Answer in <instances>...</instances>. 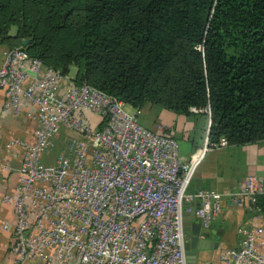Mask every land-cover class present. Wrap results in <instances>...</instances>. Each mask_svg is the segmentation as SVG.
I'll return each mask as SVG.
<instances>
[{"label": "built area", "instance_id": "obj_1", "mask_svg": "<svg viewBox=\"0 0 264 264\" xmlns=\"http://www.w3.org/2000/svg\"><path fill=\"white\" fill-rule=\"evenodd\" d=\"M71 76L20 45L0 50L1 110L18 114L28 103L33 110L24 114L37 122L30 140L10 134L0 148V171L20 156L15 185L1 196L14 215L1 223L12 235L9 264H187L183 200L199 198L193 213L207 227L221 193L187 194L186 187L204 151L227 145L226 138L209 141L206 129L201 147L181 159L169 130L144 126L137 107ZM56 137L60 150L44 160ZM258 193L263 178L249 173L229 200L250 206ZM237 232L221 263L264 264V224Z\"/></svg>", "mask_w": 264, "mask_h": 264}, {"label": "trees", "instance_id": "obj_2", "mask_svg": "<svg viewBox=\"0 0 264 264\" xmlns=\"http://www.w3.org/2000/svg\"><path fill=\"white\" fill-rule=\"evenodd\" d=\"M0 43L139 111L205 108L209 141L264 139V0H0Z\"/></svg>", "mask_w": 264, "mask_h": 264}, {"label": "crops", "instance_id": "obj_3", "mask_svg": "<svg viewBox=\"0 0 264 264\" xmlns=\"http://www.w3.org/2000/svg\"><path fill=\"white\" fill-rule=\"evenodd\" d=\"M5 46L0 43V50ZM2 99L3 91L0 88V148L10 134L30 140L32 128L37 125V122L26 116L24 111L33 110V107L24 103L23 111L18 114L5 112L1 110ZM138 120L150 129H156L160 124L169 130L177 139L179 157L187 159L192 152L201 147L204 141L208 115L205 112L193 110L189 115H185L157 104H149L140 109ZM43 156L48 161L54 158V155L48 156V153ZM8 159L11 168L8 171H0V196L12 191L17 178L16 167L20 156ZM249 173L261 176L264 181V139L242 144L228 143L222 147L207 149L202 154L186 187V193L194 194L198 189L213 188L221 193V209L207 226L210 235L213 238L217 237L218 242L216 246L198 249L194 264H222L219 254L223 248L236 245L239 237L238 226L264 224V209L254 205H232L229 200V194L240 188L244 177ZM191 200L184 199L183 205L188 207ZM6 204H3L7 207L6 209L0 207V264L11 262L9 252L12 240L11 230L3 229L1 223L4 220L12 222L14 215L11 205ZM183 221L188 228L184 234L201 226L196 216L186 215Z\"/></svg>", "mask_w": 264, "mask_h": 264}, {"label": "water", "instance_id": "obj_4", "mask_svg": "<svg viewBox=\"0 0 264 264\" xmlns=\"http://www.w3.org/2000/svg\"><path fill=\"white\" fill-rule=\"evenodd\" d=\"M27 42V39L24 38L21 40V44L24 45ZM209 113H208V123H207V132H208V126H209ZM199 201L198 197H195L191 204L189 205L188 210L183 211L182 216V229L183 231H188V228L184 225V217L186 215H190V217H194L193 209L197 206ZM191 232L188 234H185L183 246H184V252L186 255V261L187 264H194L196 251L201 248H209L216 246L217 244V237L213 238L210 233L208 227L198 226L195 229H191Z\"/></svg>", "mask_w": 264, "mask_h": 264}, {"label": "rangeland", "instance_id": "obj_5", "mask_svg": "<svg viewBox=\"0 0 264 264\" xmlns=\"http://www.w3.org/2000/svg\"><path fill=\"white\" fill-rule=\"evenodd\" d=\"M10 31L13 32V28H11ZM74 71H75V67L73 65H70L69 66V70H68V74L69 75H73ZM130 107H131L130 105L125 104V108L130 109ZM139 119H140V117H139ZM96 121L97 120L92 121V123L94 124V123H96ZM53 150L55 152L56 151V148H54ZM3 204H6V203L1 200V196H0V205H1L0 207H2L3 209H6L7 207H5V205H3ZM6 206H8V205L6 204Z\"/></svg>", "mask_w": 264, "mask_h": 264}]
</instances>
